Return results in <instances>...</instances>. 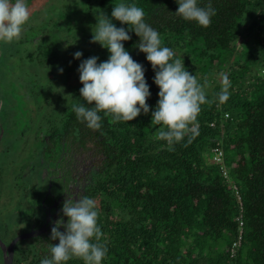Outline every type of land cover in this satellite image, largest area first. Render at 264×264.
<instances>
[{
	"label": "trees",
	"instance_id": "obj_1",
	"mask_svg": "<svg viewBox=\"0 0 264 264\" xmlns=\"http://www.w3.org/2000/svg\"><path fill=\"white\" fill-rule=\"evenodd\" d=\"M117 2L77 0L70 10L93 20L101 12L110 17ZM128 2L144 9L145 22L160 33L162 44L181 55L186 69L206 84L209 103L202 105L197 115L198 134L189 131L171 149L157 139L150 121L159 89L145 54L134 47L139 38L130 31L131 39L123 43L145 69L151 93L146 100L149 113L128 122H114L111 114L101 112L99 130L77 120L72 107L60 116V129L51 127L45 117L42 125L35 126L34 141L41 146L36 158H47V165L40 170L50 167L51 162L55 166L56 157L67 149L68 142L73 149L94 147L100 153V164L91 171L86 195L96 201L99 210L98 224L103 233L99 243L108 249L102 264H264V0H211L216 15L206 28L176 16L175 0ZM208 3L201 0L200 6ZM113 23L127 28L119 21ZM70 25L62 30L69 32ZM28 30L23 29L18 40L0 43L2 69H7L5 61L20 55L25 45L33 51L24 58L20 55L19 60L37 58L41 69H47L49 57L35 51L47 29L39 34ZM104 54L107 60L105 48ZM221 74H227L231 84L224 103L217 100ZM6 75L4 72L2 78ZM59 81L51 83L63 94L61 90L68 88ZM5 82L0 79V132L4 131L0 145L8 127L3 115L6 109L10 117L14 111L9 106L7 87L17 90L22 86L20 81L8 82V86ZM36 86L41 87V81ZM74 93L77 100L86 103L77 91ZM57 96L60 99V94ZM14 121L11 128L15 130L18 123ZM27 130L17 131L22 142L30 139ZM214 148L221 151L220 163L213 161ZM31 162V168L28 164L19 168L16 180L30 181L35 176L37 169L34 160ZM36 182L45 190L46 178L44 181L39 175ZM31 189L23 186L19 193L30 195ZM12 190L0 193V200L17 192ZM25 227L28 230V222ZM17 234L1 241L9 244ZM48 245L34 238L21 240L14 249L12 264H39L48 254ZM67 264L83 262L73 258Z\"/></svg>",
	"mask_w": 264,
	"mask_h": 264
},
{
	"label": "clouds",
	"instance_id": "obj_2",
	"mask_svg": "<svg viewBox=\"0 0 264 264\" xmlns=\"http://www.w3.org/2000/svg\"><path fill=\"white\" fill-rule=\"evenodd\" d=\"M175 3L178 5L176 16L200 27H208L216 15L211 0L204 7L200 6L201 0H175ZM29 18L28 0H0V43L18 40ZM113 20L127 28L117 27ZM96 21L90 42L107 49L108 58L98 63V57L93 56L80 62L77 68L82 84L79 94L86 103L79 99L72 106L76 119L90 129L99 130L102 127L101 112L111 114L114 122H128L141 113H149L146 100L151 93L144 76L145 69L133 60L123 43L131 39V31L139 38L134 47L145 54L154 71L153 83L159 89L150 121L156 129L157 139L165 141L171 149L189 131L198 134L197 115L201 106L209 103L206 84L186 69L181 55L162 44L160 33L145 22L144 9L134 2L118 0L112 6L110 17L101 12ZM81 56L79 51L74 53V59ZM230 87L228 75L221 74L219 103L229 99ZM64 192L62 218L54 222L49 237L58 243L48 245V254L39 260V264H67L73 258L80 259L83 264H102L108 249L99 243L103 233L98 224L96 201L81 192ZM63 217H67L66 222ZM61 228L63 231L59 230Z\"/></svg>",
	"mask_w": 264,
	"mask_h": 264
},
{
	"label": "rangeland",
	"instance_id": "obj_3",
	"mask_svg": "<svg viewBox=\"0 0 264 264\" xmlns=\"http://www.w3.org/2000/svg\"><path fill=\"white\" fill-rule=\"evenodd\" d=\"M76 2L77 0H28L30 18L23 29L30 32L29 28L35 34H39L41 29H47L41 37V43L35 49V51H43L44 54L48 52L49 55L42 54L44 58L49 57L46 60L48 67L45 63L47 69H41L40 59L37 58L19 60L20 55L24 58L33 51V47L29 45L28 47L23 46L26 49L20 52V55L17 54L13 60L5 61L7 69H2L3 64H0L1 81L6 80V85L8 82L11 85L15 82L19 83V81L22 84L20 88L18 87L19 90H11L7 85L9 106H12L14 111L10 117L9 110L6 109L3 115L4 119L7 120L5 124H8V127L5 129L4 141L0 145V193L7 189H17V192L10 197L2 196L0 200V239L2 240L10 238L15 232H18L17 236L26 232L24 231L27 229L25 224L28 222L26 216L30 214L34 202L39 200L43 192V189H39L41 186L36 181L41 174L42 170L40 169L47 165V158L46 155H44L46 159L43 161H38L36 158L35 152L36 150L40 152L41 146H38V143L34 141L35 126L37 124L42 125L46 117L50 119L51 127L60 129L62 126L60 116L68 112L78 101L74 92L79 93V89L82 87L77 72L80 62L93 56L98 57V63L106 61L104 48L98 43L90 42L92 23L93 25L96 24L92 21H95L96 18L92 17L93 20H87L76 14L77 11L71 14L72 10L70 9ZM69 22L73 24V26H69L70 31L62 30V27H68ZM88 38L90 41L85 43ZM2 45H6V43H2ZM77 51L82 53L80 59H74V53ZM59 69H63V71L60 72ZM48 71H52V73L49 74ZM4 72L7 74L5 79L2 78ZM217 77L220 78V76ZM59 79V82L64 81L68 88L61 90L64 92L63 94L58 91L57 86L51 83V81L55 82ZM39 81H41V87L36 86V82ZM59 94L60 99L57 96ZM68 94L70 95L68 96ZM48 115L49 117H47ZM13 121L18 123L15 130L11 128L14 126ZM25 128H28L27 132L30 139L22 142L19 140V133L21 129ZM9 148L10 151L6 152ZM32 160H34V168L37 169L35 176L30 181L16 180L15 176L19 168L27 164L30 167ZM49 166L53 168L54 164L51 162ZM43 180L45 181V177ZM23 186L32 188L30 195L24 196L19 193L20 187Z\"/></svg>",
	"mask_w": 264,
	"mask_h": 264
},
{
	"label": "flooded vegetation",
	"instance_id": "obj_4",
	"mask_svg": "<svg viewBox=\"0 0 264 264\" xmlns=\"http://www.w3.org/2000/svg\"><path fill=\"white\" fill-rule=\"evenodd\" d=\"M69 143L66 145L67 149L61 150L56 157L53 168L42 169L40 176L47 179L45 190L39 197L40 200L34 202L33 211L27 217L29 228L24 231L35 232L31 238L40 242L58 243V240L52 241L49 237L54 222L62 218L61 205L66 198L64 191L72 190L86 195L91 171L97 170L100 164V153H97L96 148L87 151L82 148L73 149ZM63 220L66 222L67 217H63ZM59 230L63 231L62 228Z\"/></svg>",
	"mask_w": 264,
	"mask_h": 264
},
{
	"label": "water",
	"instance_id": "obj_5",
	"mask_svg": "<svg viewBox=\"0 0 264 264\" xmlns=\"http://www.w3.org/2000/svg\"><path fill=\"white\" fill-rule=\"evenodd\" d=\"M4 131L1 130L0 132V139L3 136ZM35 234V232H25L22 233L18 236H16L14 239H12L10 241L9 244H5L1 241L0 239V250L2 252V259H3V264H12L13 263V257H14V249L16 247V245L18 244V242H20L21 240H26L28 238L33 237Z\"/></svg>",
	"mask_w": 264,
	"mask_h": 264
},
{
	"label": "built area",
	"instance_id": "obj_6",
	"mask_svg": "<svg viewBox=\"0 0 264 264\" xmlns=\"http://www.w3.org/2000/svg\"><path fill=\"white\" fill-rule=\"evenodd\" d=\"M213 161L214 162H217V163H220L222 161V156H221V151L217 148H214L213 149ZM223 171V174H226V172L224 170Z\"/></svg>",
	"mask_w": 264,
	"mask_h": 264
}]
</instances>
